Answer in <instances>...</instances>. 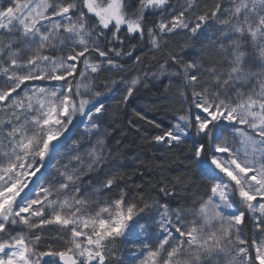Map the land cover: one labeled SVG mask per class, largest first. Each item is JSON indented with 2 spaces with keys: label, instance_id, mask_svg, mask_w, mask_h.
<instances>
[{
  "label": "snow or ice",
  "instance_id": "1",
  "mask_svg": "<svg viewBox=\"0 0 264 264\" xmlns=\"http://www.w3.org/2000/svg\"><path fill=\"white\" fill-rule=\"evenodd\" d=\"M175 36L198 54L125 50ZM162 77L168 125L135 109L129 125L184 153L193 199H174L187 173L130 183L113 158L110 112ZM120 246L135 264H264V0H0V264H119Z\"/></svg>",
  "mask_w": 264,
  "mask_h": 264
},
{
  "label": "rangeland",
  "instance_id": "2",
  "mask_svg": "<svg viewBox=\"0 0 264 264\" xmlns=\"http://www.w3.org/2000/svg\"><path fill=\"white\" fill-rule=\"evenodd\" d=\"M173 3H175V1ZM184 45H185V40L182 39L180 36L170 37L168 47L165 50H163V52L153 53L150 51L147 54V56H143V57H145V60L147 62V58H150L152 55H156L157 58L162 63L163 56L168 51L180 52L181 49L184 48V52H186L187 55L190 57L196 56L198 54V50L200 47L199 45L195 47H190V46L184 47ZM135 67L136 66L133 65L132 67H126V68L129 70H132ZM132 74L134 75L135 72L133 71ZM103 75H107V73H104ZM103 75L101 77V80L103 79ZM153 84L155 85V87L150 86L148 90H144L143 87L141 86L140 92L137 94L136 98L132 99L131 103L127 106L126 110L123 107H120V108L114 109V111L110 112L109 114V121L112 123L113 128L116 130L113 143H115L116 140L120 141L119 149H117L114 152L113 158L117 161V163H123L124 165H127L133 169H136V167L139 168L142 165L144 166L143 163L146 160L145 159L146 154L149 149L146 142H141V143L138 142V134H139L138 132L139 131L136 130V127L140 128V125H138L140 121L139 120L136 121V127H132L129 125V119H135L133 117V110L135 109L137 111H141L143 113H146V115L152 117L156 115V112L158 111L154 99L159 100V101L161 100V102L162 101H167V102L176 101L172 92L165 93V85L168 84V80L166 78L162 77L161 81H153ZM165 96L168 97V100L164 99ZM154 118H156V121L159 123H161L160 121L162 119L164 120V117H160V110H159L158 117H154ZM162 126L164 125L162 124ZM126 127H127L128 132L127 131L125 133L122 132V130L123 131L124 129L126 130ZM154 146L158 148L160 147L168 148L167 146H157L155 144ZM176 150H177V153H179L180 157L176 161L175 168L181 169V170L185 168L184 173H188L186 172V169H187L186 165L188 162L187 160L183 159L184 153L181 152L178 148ZM134 173L135 174L140 173V175L145 177V179L152 178V180L153 179L155 180V183L158 182L156 179L157 172H153L151 169L149 170L146 169V172H134ZM134 173L130 172L129 174H131L132 177L134 178ZM192 179L194 183H196L195 188L199 189L202 187L200 184V177L198 173L195 172V170H192V176H190V179L188 178V183L192 182ZM175 193H176V196L174 199L182 198L180 195L177 194L176 188H175ZM125 248L126 247L120 246L119 249L117 250L116 256L119 257L123 253ZM128 248L131 251L130 256L132 258V250L130 249V247ZM128 264H135V260L133 258L130 259Z\"/></svg>",
  "mask_w": 264,
  "mask_h": 264
},
{
  "label": "trees",
  "instance_id": "3",
  "mask_svg": "<svg viewBox=\"0 0 264 264\" xmlns=\"http://www.w3.org/2000/svg\"><path fill=\"white\" fill-rule=\"evenodd\" d=\"M175 0H173L174 2ZM139 38H137L136 40H126L125 44H126V48L125 50H127L128 47H131V45L136 44L137 48L139 49L136 52V55H141V56H147V54L150 52L149 49L147 47H144L142 44L138 43ZM117 47H119V45H116ZM135 57H133V61H134ZM133 61H127L126 58L124 61L125 66L126 67H132ZM155 103H156V107L158 109V111L156 112V115L154 116H148L147 117L149 119H155L154 117H158L159 114V110H160V117H164V120L162 119L160 122L166 127L168 125V123L170 122L173 110L176 107H179V104L177 102V100L175 102H167V101H162L161 100H156L154 99ZM138 125H140V131L138 132V142H146L148 145V151L146 154V160L144 161V166L142 165L141 167L136 169L130 168L129 166L125 165V168L123 169L124 171H126L128 174L130 172H146V169L149 170L151 169L153 172H157V181L160 182H164L165 180H167L169 183H171L173 177L182 174L185 172V168L181 169H176V161L179 159V153H177L176 149H169V148H158L155 147L154 144L150 143V138L152 135L156 134V131L153 130L151 128L150 125H148L146 122L144 121H140L138 123ZM127 131V127L126 130L124 129V131L122 130V132H126ZM128 132V131H127ZM145 155V154H144ZM145 167V168H144ZM187 173V177H186V183L185 185L182 186H177L176 187V191L177 194L180 195L182 198L184 197H188L189 199H193L195 198L196 195H199L202 191L203 188H195V184L193 179L192 182L188 183V178L190 179V176H192V170H189L188 168L186 169ZM129 176L131 177V180L129 181L130 183H136L139 184L141 182H149V183H155V180L152 178H146L143 177L142 175H140V173H134V178L132 177L131 174H129ZM126 247L125 250L123 251V253L118 257L119 258V264H128L131 256H130V250L128 247L130 246H123ZM111 264H118L117 260H113L111 262Z\"/></svg>",
  "mask_w": 264,
  "mask_h": 264
}]
</instances>
